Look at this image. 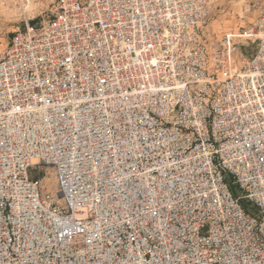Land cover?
Here are the masks:
<instances>
[{
	"label": "built area",
	"instance_id": "2783aa9c",
	"mask_svg": "<svg viewBox=\"0 0 264 264\" xmlns=\"http://www.w3.org/2000/svg\"><path fill=\"white\" fill-rule=\"evenodd\" d=\"M50 4L0 49V264H264V0Z\"/></svg>",
	"mask_w": 264,
	"mask_h": 264
},
{
	"label": "rangeland",
	"instance_id": "374dc122",
	"mask_svg": "<svg viewBox=\"0 0 264 264\" xmlns=\"http://www.w3.org/2000/svg\"><path fill=\"white\" fill-rule=\"evenodd\" d=\"M43 1V0H42ZM52 2L46 1L44 5L38 7L33 14H23L22 11H19L18 15L14 18H7L4 15H0V49H6L12 35L18 30L23 29L25 26V21L29 20L32 24H35L39 19L44 15H51ZM40 8V9H39ZM39 10V11H38ZM36 13V14H35ZM32 15V16H31ZM227 24V23H226ZM225 24V25H226ZM229 24V23H228ZM231 24V23H230ZM227 183L230 186V190L235 197H241L242 206L255 217L260 216V211L254 206H251L247 200L242 196L238 187L233 184L232 177L228 175Z\"/></svg>",
	"mask_w": 264,
	"mask_h": 264
},
{
	"label": "bare ground",
	"instance_id": "6f19581e",
	"mask_svg": "<svg viewBox=\"0 0 264 264\" xmlns=\"http://www.w3.org/2000/svg\"><path fill=\"white\" fill-rule=\"evenodd\" d=\"M46 1L53 2V0H0V15H4L10 20V18L16 17L19 11H22L23 14H33ZM236 6L240 10L241 3L238 2Z\"/></svg>",
	"mask_w": 264,
	"mask_h": 264
},
{
	"label": "water",
	"instance_id": "95a60500",
	"mask_svg": "<svg viewBox=\"0 0 264 264\" xmlns=\"http://www.w3.org/2000/svg\"><path fill=\"white\" fill-rule=\"evenodd\" d=\"M263 233H264V226L262 227Z\"/></svg>",
	"mask_w": 264,
	"mask_h": 264
}]
</instances>
